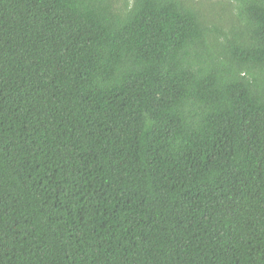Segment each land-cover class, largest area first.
Listing matches in <instances>:
<instances>
[{"label": "trees", "instance_id": "trees-1", "mask_svg": "<svg viewBox=\"0 0 264 264\" xmlns=\"http://www.w3.org/2000/svg\"><path fill=\"white\" fill-rule=\"evenodd\" d=\"M0 0V264H264V0ZM221 39V40H220Z\"/></svg>", "mask_w": 264, "mask_h": 264}, {"label": "rangeland", "instance_id": "rangeland-1", "mask_svg": "<svg viewBox=\"0 0 264 264\" xmlns=\"http://www.w3.org/2000/svg\"><path fill=\"white\" fill-rule=\"evenodd\" d=\"M204 16L216 24L226 35H229L231 26L226 24L228 2L236 6L235 0H193ZM221 40V39H220Z\"/></svg>", "mask_w": 264, "mask_h": 264}]
</instances>
